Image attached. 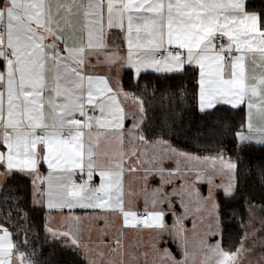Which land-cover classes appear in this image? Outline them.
<instances>
[{
	"label": "snow or ice",
	"instance_id": "snow-or-ice-1",
	"mask_svg": "<svg viewBox=\"0 0 264 264\" xmlns=\"http://www.w3.org/2000/svg\"><path fill=\"white\" fill-rule=\"evenodd\" d=\"M97 66L107 74L92 70ZM189 67L196 76L198 110L246 106L234 136L240 145H264V13L248 11L246 0H0V176L34 177V196L46 198L49 209L119 214V236L108 242L119 264H133L141 256L148 264L147 252L127 251L126 228L173 235L184 248L185 260H174L167 250L165 255L173 264H185L190 255L184 227L188 206L194 204L199 213L210 199L199 197L192 186L205 177L212 184L215 176L227 175L225 195H231L238 165L223 152L198 156L165 140L150 143L141 128L144 100L124 91L119 77L125 69L134 70L138 78L148 70L178 74ZM129 99L141 115L133 112L132 126L126 128L129 112L124 103ZM133 158L135 163L126 168ZM165 160H174L176 167L165 168ZM41 164L47 165L46 176L39 172ZM140 165H147L142 210L134 203L139 194L125 188V174L140 173ZM191 172L195 179L187 176ZM149 173L160 177L159 186L147 187ZM96 175L100 182L93 185ZM173 177L180 179L179 187ZM176 197L185 213L170 227L165 217L173 212ZM199 218L203 223L205 217ZM66 219L67 230L46 231L84 251L87 264H97L80 239L81 217ZM207 219L205 236L220 235L212 231L213 224L219 229L215 200ZM259 223V229L244 233L235 250L225 249L219 240L208 244L200 238L199 250L205 254L201 264H264V251L255 256L254 248L260 239L264 249V238L257 235L264 232V219ZM13 235L0 223V264H37L34 252L21 251L27 240L14 241ZM250 238L253 247L245 243ZM97 256L103 260L104 252ZM105 264L117 262L110 258Z\"/></svg>",
	"mask_w": 264,
	"mask_h": 264
},
{
	"label": "trees",
	"instance_id": "trees-1",
	"mask_svg": "<svg viewBox=\"0 0 264 264\" xmlns=\"http://www.w3.org/2000/svg\"><path fill=\"white\" fill-rule=\"evenodd\" d=\"M247 9L264 13V0H249ZM123 82L126 91L144 100L142 129L149 141L167 139L174 146L197 155L224 152L237 162L236 194L226 202L222 218L223 247L235 250L243 236L247 202L251 199L254 205L264 203V146L240 145L234 136V130L244 120L245 108L218 106L201 113L195 100L196 76L190 67L185 73H147L138 78L127 71ZM14 179L19 181L24 194L17 202L2 198L0 222L13 232L17 242L27 240L21 249L34 252L37 264H87L79 251L61 241L50 240L44 225V211L32 206L29 179ZM9 211L11 217L6 215Z\"/></svg>",
	"mask_w": 264,
	"mask_h": 264
},
{
	"label": "rangeland",
	"instance_id": "rangeland-1",
	"mask_svg": "<svg viewBox=\"0 0 264 264\" xmlns=\"http://www.w3.org/2000/svg\"><path fill=\"white\" fill-rule=\"evenodd\" d=\"M128 112L130 115V120L133 122L132 113L134 112L137 117L141 115L138 109V105L134 104L128 107ZM132 126V124H131ZM131 128V127H130ZM158 140H165L168 143H170L173 147L177 148L178 150L189 152L183 149H180L172 144L171 141L167 139H158ZM152 141H150L151 143ZM192 153V152H189ZM219 153V152H218ZM224 153V152H223ZM149 154H151V149H149ZM193 155H197L195 153H192ZM217 153H208L205 155H198V156H206V155H216ZM225 154V153H224ZM225 158H230L233 162H236L230 155L225 154ZM237 163V162H236ZM163 166L165 168H175V161L174 160H165L163 163ZM140 167L144 168L147 167V165H140ZM199 167H205V165H200ZM138 178L143 177V173L136 174ZM180 175H184L183 172H181ZM187 176L192 177L195 179V172L187 173ZM173 184L176 187H179L180 185V179L178 177H173ZM153 180V182H151ZM235 187L232 190L231 195H225V187L228 184V176H215L213 178V183L209 184L207 182V177H205L202 181H196L194 185L192 186L195 190L198 191L199 197H209L210 199L208 201V204L205 205L201 212L196 213L194 211L195 205L189 204L188 206V212H187V218L184 221V227L187 230L185 235L188 237V251L190 255L188 256L185 264H201V261L204 260L205 254L201 252L199 249L201 247L200 245V238H206L208 244H215L218 240L221 242L223 246L222 241V233H223V209L226 205V202L228 199L233 197L236 194V188H237V172L235 174ZM160 184V177L158 175H153L152 173H149L148 180H147V187L149 189L155 188L159 186ZM217 185H220V187H217ZM145 186L144 181H139L137 185V193L138 196L141 197L143 200V195L141 193V189ZM172 186H167L166 190L171 191ZM185 187H188L185 185ZM133 187L130 185V190L132 191ZM258 194L262 198L259 190ZM193 199H196L194 196ZM215 200L217 204L219 205V229L216 228V225L213 224L212 231H219L220 235H211L208 234L205 236L206 233H208V219H207V210L211 207V201ZM247 208H246V219H245V226H244V233L251 232L253 228L259 229L260 228V220L264 219V203H262V207L260 205H254L252 204L251 199L247 202ZM252 204V205H251ZM251 205V206H250ZM166 207V206H165ZM225 212V210H224ZM185 209L182 207L180 198L176 197L174 198V204H173V212H168V214H171V219L169 220L168 215L165 217V222L171 227L172 224L175 223L176 218L178 216L184 215ZM205 217L204 222L202 223L199 217ZM250 217H254L253 220V227H248V221ZM195 223L196 227L193 229L192 225ZM105 228L108 229L105 230L107 232V235L103 236V241L110 242L114 241L118 236L120 229V223H118V219H111L106 220L104 222ZM199 233V237L193 236V232ZM257 235L259 237L264 238V232H258ZM243 237V236H242ZM104 243V242H102ZM123 243L125 244V247L127 251H135L137 255H139L140 252H147V261L148 264H153V261H155V264H173V259L176 261H184V248L181 245V242L177 240L173 235H170L168 232H165L163 234H159L152 230L147 229H130L126 228L123 230ZM246 245L249 247H253V240L250 238L246 242ZM132 245H136L137 247L133 248ZM154 246V247H153ZM107 249H103L101 251L104 252V258L103 262H106L108 259L113 258L116 260L117 264H119V257L115 254L110 252L111 244L107 245ZM255 256H259L261 251H264V249L261 248V240L257 239L255 242ZM165 250L170 254L172 258H169L167 255H165ZM100 259V258H99ZM124 259L127 261L128 256L125 255ZM145 258L143 256L140 257L138 262H133V264H144Z\"/></svg>",
	"mask_w": 264,
	"mask_h": 264
},
{
	"label": "crops",
	"instance_id": "crops-1",
	"mask_svg": "<svg viewBox=\"0 0 264 264\" xmlns=\"http://www.w3.org/2000/svg\"><path fill=\"white\" fill-rule=\"evenodd\" d=\"M248 1L249 0H246V7H247ZM248 11H250V10H248ZM93 63H95V61ZM92 70H94L96 73L107 74V69L102 68L100 66H97ZM127 71H130L135 76L134 70L125 69V70L121 71L119 79H120V83H121L124 91H126V90L124 88L123 78H124L125 72H127ZM147 73H153V74H158V75H174V74H165V73H155L152 70H148L147 72H144L142 74H147ZM178 74H180V73H178ZM126 92H128V91H126ZM128 93H130V92H128ZM131 105H134V103L131 99L127 100L124 103V107H125L126 111H128V107ZM218 106H224V105H218ZM226 107H230V106H226ZM240 107H244L245 112L247 111L246 106L241 105ZM131 124H132V120H130V115H129L125 121V127L130 128ZM141 128H142V124H141ZM152 142H155V141H152ZM137 143L139 144L142 142L137 141ZM246 144L260 145V144H256L255 142L246 143ZM262 146H264V145H262ZM126 147H127V145H126ZM133 163H135V158H133L132 160H129L126 163L125 167L126 168L129 167ZM141 169H142V171L140 172V174L143 173V168L141 167ZM48 171L49 170H48L46 164L40 165L39 172L42 176H46L48 174ZM16 177H23V178L29 179L30 184H31V203H32L33 207H35L37 209H41L44 211L45 229L46 228H52V229H58L60 231H65V230H67V225L70 222L66 219V217H68L70 215L81 217V220H80L78 226L81 229V231L79 232V236H80L82 243L86 244L88 246V248H90L92 250L91 251V257H92V259L97 260V264H105V262L101 261L99 259V257L97 256L98 252H100L103 249H107L106 247H107V245H109V243L103 241L104 240L103 236L105 235L104 234L105 230L108 231V229L105 228L104 222L106 220L118 219V223H120V225H121V218H120L119 214L107 213V212H104L101 210H85V209H80V208H75L72 210L49 209L47 207L46 198L42 199L39 196H34V187H33L34 177L28 176L25 174H21V173H13L11 176H0V202L2 201V198L11 199L14 202L21 200V197L24 194V192L20 187L19 181L17 179H14ZM139 181H143V179L138 178V176L136 174L126 173L125 174L126 191L130 190V185H131L133 187V190L131 192L137 193V191H138L137 185H138ZM99 182H100V177L98 175L94 176L92 184L98 185ZM151 182H153V180H151ZM37 185L42 189L46 188V185L40 184L39 181H37ZM7 186L9 189L4 190ZM128 199H129V197L126 196V200H128ZM134 203H135L136 208H138L140 210L143 209V200L141 199V197L137 196L134 200ZM128 206H131V205L126 204V207H128ZM167 215H168V218L170 220L171 219V216H169L170 214H167ZM97 217H101V218L97 219ZM71 223L73 224L74 227L77 226L76 221L73 220V221H71ZM47 234H48L50 240L61 241V243H63L66 247L75 249V248L70 246V242L66 238H64V237H53L49 232H47ZM13 239H14V241H16V238L14 237V235H13ZM102 242H104V243H102ZM75 250H77V249H75ZM21 251H23V250L21 249ZM77 251H79L81 253L82 257L84 258V260L87 263V259L85 257L84 251H82V250H77Z\"/></svg>",
	"mask_w": 264,
	"mask_h": 264
},
{
	"label": "built area",
	"instance_id": "built-area-1",
	"mask_svg": "<svg viewBox=\"0 0 264 264\" xmlns=\"http://www.w3.org/2000/svg\"><path fill=\"white\" fill-rule=\"evenodd\" d=\"M76 180H77L78 183L81 182L79 176L76 177Z\"/></svg>",
	"mask_w": 264,
	"mask_h": 264
},
{
	"label": "water",
	"instance_id": "water-1",
	"mask_svg": "<svg viewBox=\"0 0 264 264\" xmlns=\"http://www.w3.org/2000/svg\"><path fill=\"white\" fill-rule=\"evenodd\" d=\"M169 216H171V214Z\"/></svg>",
	"mask_w": 264,
	"mask_h": 264
},
{
	"label": "flooded vegetation",
	"instance_id": "flooded-vegetation-1",
	"mask_svg": "<svg viewBox=\"0 0 264 264\" xmlns=\"http://www.w3.org/2000/svg\"><path fill=\"white\" fill-rule=\"evenodd\" d=\"M261 207H262V205H261Z\"/></svg>",
	"mask_w": 264,
	"mask_h": 264
}]
</instances>
